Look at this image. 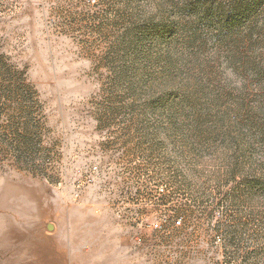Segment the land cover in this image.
I'll list each match as a JSON object with an SVG mask.
<instances>
[{
	"label": "rangeland",
	"instance_id": "rangeland-1",
	"mask_svg": "<svg viewBox=\"0 0 264 264\" xmlns=\"http://www.w3.org/2000/svg\"><path fill=\"white\" fill-rule=\"evenodd\" d=\"M0 264H264V0H0Z\"/></svg>",
	"mask_w": 264,
	"mask_h": 264
},
{
	"label": "built area",
	"instance_id": "built-area-1",
	"mask_svg": "<svg viewBox=\"0 0 264 264\" xmlns=\"http://www.w3.org/2000/svg\"><path fill=\"white\" fill-rule=\"evenodd\" d=\"M96 170H97V167H96L95 165H93V166H91V167L89 168V174L85 177V181H86L87 183L92 182V180H93V178H92V174H93ZM176 223L179 224L180 222L177 221Z\"/></svg>",
	"mask_w": 264,
	"mask_h": 264
}]
</instances>
